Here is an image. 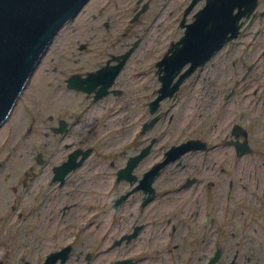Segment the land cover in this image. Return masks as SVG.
Masks as SVG:
<instances>
[{
	"label": "flooded vegetation",
	"instance_id": "obj_1",
	"mask_svg": "<svg viewBox=\"0 0 264 264\" xmlns=\"http://www.w3.org/2000/svg\"><path fill=\"white\" fill-rule=\"evenodd\" d=\"M119 1L99 0V9L106 6L108 12L110 7H121L128 12L132 7L128 23L143 25L131 43L124 42L122 50L107 56H90L87 67L80 68V63L65 75L55 76V68L41 69L43 56L29 79L40 70L36 79L45 72L43 85L34 91L35 101L29 111L24 109L25 116L17 125L16 139L21 142L16 150L22 156L31 152V164L22 167L19 180L8 188L33 191L29 207L16 214L20 232L30 234L32 240L21 244L19 261L14 264H264L260 230H255V240L241 236V229L234 232L243 239L230 240L233 234L224 233L217 223L218 215H229L233 188H248L254 199L263 194L264 170L258 165L248 170L247 156L251 162L253 155L264 157L263 143L255 145L248 125L259 118L264 122V56H229L220 63L222 73L231 75L235 69L242 84H227V91L219 94V105L209 103L212 86L205 90L195 85L194 89L206 93L205 98L193 96L179 108L184 89L189 87L185 82L199 76L195 72L214 56L186 77L172 95L163 97L160 76L164 71H158L157 63L181 39L207 0L193 4V0H160L159 11L148 14V21L141 20L151 0ZM169 21L177 25L179 35L167 37L169 46L154 62L153 77L148 73L147 78L144 70H133L121 79L139 44L149 45L152 40L155 44L160 34L165 38L167 29L161 33V27ZM239 24L236 36L224 46L238 38L249 46L263 45L264 0H257ZM103 27L107 30L108 22ZM134 43V50L117 69ZM86 47L80 45L81 50ZM232 61L238 63L237 68ZM189 65L164 89L165 94ZM75 82L80 89L70 85ZM224 107L230 111L234 107L237 113L229 111V116ZM202 108L203 115L213 111L222 134L215 130L216 124L202 126L198 120ZM185 120L191 124L188 130ZM173 123L172 135L168 125ZM183 128L191 133L176 134ZM144 150L147 153L137 161ZM90 159L94 163L85 164ZM218 195L223 197L220 208L215 201ZM0 263H6L5 257Z\"/></svg>",
	"mask_w": 264,
	"mask_h": 264
},
{
	"label": "rangeland",
	"instance_id": "obj_2",
	"mask_svg": "<svg viewBox=\"0 0 264 264\" xmlns=\"http://www.w3.org/2000/svg\"><path fill=\"white\" fill-rule=\"evenodd\" d=\"M133 1L134 0H130V2L132 3ZM117 2L120 4L119 0H117ZM150 2L151 8L145 15L146 18L142 17L141 21H148V19L150 18L149 15H152L154 10L160 8V0H151ZM100 6L101 3L99 2V0H93L89 5L84 7L82 12H80L74 20L68 21L59 30L57 35L53 38L51 44L48 46L46 53L44 54V64L41 66V69L50 70L55 68V76H58L60 74L65 75L68 73V71L77 69L80 63V68L87 67V65L85 64L92 61V56H94L93 58H95V56H107L105 54H108L113 50L116 52L118 51V49L122 50L124 42L127 41L131 43L138 35H140L139 32L143 24L137 23L132 25L128 23L127 20L132 15V11H130L132 10V7L128 12L125 9L123 10L121 7H110V11L107 12L106 6H104V8L101 10L99 9ZM112 9H116L115 11L117 12L113 14L111 12ZM166 13H168L167 10ZM175 13L176 10L174 9L171 14L174 15ZM170 21L168 22V25L166 22V24L163 23V26L161 27V33H163V29L164 31L167 29L165 38H162L163 34H160L155 38V42L157 41L155 44H153L154 40H152V43H150L149 45H147L143 41L139 44V46L132 54L131 62L128 65L127 70H125V72L123 73V76H121V79H125L126 77L128 78L130 74L129 72L133 70L136 73L139 70H144V72L149 75L147 78H150V74L153 73L152 69L154 62L162 57L159 56L160 53L169 46V44L167 43V37L169 35H173L172 37L176 38L179 35V31H177L176 29L177 25H172ZM104 22H108L109 24V28L107 30L103 27ZM174 29L176 30L173 31ZM242 41V38H238L237 40H234L233 43L222 46L219 50L214 52V54L212 55L214 57L205 64L203 69L195 72V75L199 73V76H191L190 78H188V80L185 82V86L189 87L184 89V95L179 102V108H181L183 102H186L187 99L193 98V96L194 98H196V96L201 95L202 100L203 98H205L206 93L202 90L194 89L195 85H197L198 87L202 85L204 86L205 90L210 89V86H212V88H214V92L211 95V100H209L210 98L208 100L210 104H212L213 102H215V104H218L219 94L223 95V93L227 91V84L230 83L229 86L242 84L235 69H232L233 72L231 73V75H228L226 71L222 73L220 64L223 63V61H228L229 56L249 57L258 56V54L264 56L261 51L262 48L264 49V44L249 46L243 43L244 41ZM81 44H85L87 46L86 49L81 50ZM248 59L249 58L245 59V64H249L250 59ZM232 63L234 64L235 62L232 61L231 64ZM237 66L238 63L235 65V67L237 68ZM263 67L264 61L262 69ZM242 71H244V69H242ZM239 72L240 74L242 73L241 71ZM37 74L35 76H37ZM261 74L262 71L257 73L258 78L256 79L258 81L261 77ZM35 76L32 81L30 80L31 83L29 81V83L27 82L25 87L26 90H23L25 92H22L9 118L0 128V164L2 167H0V260L5 257V264H14V262L16 263V260L19 261V256L21 254L17 257L18 248L23 242L32 240V236H30V234L23 235L20 232L21 226L19 225L16 214L20 209L24 210L29 207L33 191L31 189L29 191H27L28 189L22 190L20 188L16 192H13V190L9 189L8 187L19 180L20 170H22V167H25L27 165V162L28 164H31V161L29 160L31 152H27L26 154L24 153L25 156H22L23 153L16 150L21 142V140L16 139V134L17 125L25 116L24 109L29 111V108L32 106L33 100L35 101V89L43 85L41 79L45 78V72L43 71V74H41V76L37 79ZM152 77L153 74L151 78ZM55 85L56 83H53V86ZM195 90L196 92H194ZM62 95L63 93L60 96ZM258 106L260 107L261 104ZM179 108L176 109L177 112L180 110ZM203 108L200 110L202 116H200L198 120L200 123L202 122V126L210 125V128H212L211 126L216 124V115L212 114L213 111L210 114L203 115V113H205L203 111ZM138 110L139 109L137 107V111ZM224 110L226 114H229V116L232 112H235V114L237 113V110H235L234 107L231 111L226 109V107H224ZM224 110H222V112H224ZM256 122L257 123H254L253 120H251V122L248 123V125H250L251 136L254 139V143H256L255 145H262L263 143L264 150V141H261L262 139L264 140V122L260 118L257 119ZM186 124H188V130L191 124L188 120H185L184 125ZM219 125L220 124L218 123L216 124L215 130L219 132V134H222L223 130L221 132L218 131ZM175 126L176 125L174 123L172 125H168L169 130L171 131L172 127L175 128ZM260 126L261 129H259ZM174 132L175 130L173 129L171 131L172 135L174 134ZM190 133V130L186 131V129L184 128L182 130H176V134H178L179 136H185ZM262 154L264 155V152ZM247 158L249 165L248 170H250L251 165L262 166V170H264V157H261V155H258V157L253 155V162H251L250 156H247ZM90 163H94V160L90 159L85 164ZM262 190L263 194L261 195V197L254 199L252 196H250L248 188H233L231 199L227 204L229 215L227 216V218H222V214L217 216V223H219L225 229L224 233L227 230V235L230 233L233 234L230 240L240 238L243 239V237L235 236L234 231H237L238 229L242 230L241 236L247 234V236L251 237L253 240L256 239L254 233H258L255 232V230H260V234H264V232H262L264 231V189ZM220 198L218 195V197L215 199V201H217L218 203V208H220L221 204L223 203L222 195H220ZM261 237V240H263L261 244L264 245V236L261 235ZM261 259L264 260V255Z\"/></svg>",
	"mask_w": 264,
	"mask_h": 264
},
{
	"label": "water",
	"instance_id": "obj_3",
	"mask_svg": "<svg viewBox=\"0 0 264 264\" xmlns=\"http://www.w3.org/2000/svg\"><path fill=\"white\" fill-rule=\"evenodd\" d=\"M88 1L0 0V128L9 118L53 38ZM195 1L193 0L192 4ZM256 1H206L205 6L195 15L193 22L186 25L181 39L171 44L167 54L157 63L158 71H164L160 76L163 86L160 90L162 97L172 95L176 87L199 65L236 36L240 27V17L250 14ZM235 8H237L236 12H234ZM135 46L134 43L133 47L122 55L121 62L116 66L117 69ZM188 63H190L189 67L174 82L172 91L165 94L164 89ZM70 85L77 89L81 87L76 82ZM153 122L154 120L151 124ZM146 153L147 150H144L136 160L141 159Z\"/></svg>",
	"mask_w": 264,
	"mask_h": 264
},
{
	"label": "bare ground",
	"instance_id": "obj_4",
	"mask_svg": "<svg viewBox=\"0 0 264 264\" xmlns=\"http://www.w3.org/2000/svg\"><path fill=\"white\" fill-rule=\"evenodd\" d=\"M105 1H106V0H105ZM102 2H103V0H102ZM212 32H213V29H212ZM212 32H211V33H212ZM214 32H215V31H214ZM212 34H213V33H212ZM215 39H216V38H214V40H215ZM216 40H217V39H216Z\"/></svg>",
	"mask_w": 264,
	"mask_h": 264
}]
</instances>
